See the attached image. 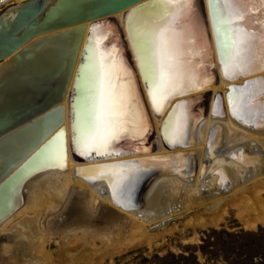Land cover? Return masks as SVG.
Listing matches in <instances>:
<instances>
[{"label": "bare ground", "instance_id": "bare-ground-1", "mask_svg": "<svg viewBox=\"0 0 264 264\" xmlns=\"http://www.w3.org/2000/svg\"><path fill=\"white\" fill-rule=\"evenodd\" d=\"M27 1L30 0H0V9L8 7L0 12V16L4 13L3 20H11ZM193 1L189 0L190 7L174 9L176 15L172 20L175 30L183 34L182 58L187 69L186 76L191 78V83L186 94H177L172 100L168 97L162 101V108L157 111L162 114L160 117L152 108L140 84V77L121 59L117 46L109 49L100 46L113 34L114 28L108 26L96 29L90 66L100 62L109 66L113 63L117 65L120 75L116 83L131 88L132 111L138 117L135 126L130 123L129 131L114 142L109 151L122 140L130 139L133 142L141 141V146L136 149L139 153L116 157L99 155L94 161L88 160L89 154L78 153L87 159L77 158V150L75 152L71 147L66 100L63 103L66 111L63 124L67 142L66 168H47L35 173L25 183L21 206L0 224V264H51L46 245L57 238L65 247L81 239L87 242L99 239L104 245L114 242L119 246L126 238L129 240L134 235L145 237L146 230H153L159 224L166 225L190 211L203 209L205 212L211 210L214 214L215 210L223 212L225 205L233 199L242 204L240 218L247 228L264 225V194H258L260 191L257 190V185H264V117L259 114L257 107L252 118L239 121L233 116L228 99L230 89H241L245 84L252 86L254 81H264V65L257 60L249 74L238 75L234 79L225 78L211 30L208 0L202 2L210 28L209 41L206 40L204 26L192 15ZM241 3L246 6L243 25L248 31L259 34L264 30V2L241 0ZM122 18L123 13H118L105 19L117 23L135 62ZM132 21L134 24L136 21L140 23V16L134 15ZM91 24H86L85 38ZM256 43L258 49L259 41ZM176 101H180V104L172 113L182 118L184 132L179 140L167 141L174 147L169 149L161 128ZM200 101L195 109V104ZM254 104H264V97L257 96ZM189 108H193L192 113H188ZM169 119L175 120V116ZM150 128L154 136L151 143L147 140ZM146 140L149 147L145 148ZM133 159H152L148 164L158 168L165 166L160 174L151 179L144 193L143 204L138 209L123 208L122 204L113 201L105 180L95 182L92 174L78 172L84 167L123 163ZM189 165L195 166L194 175L179 171ZM217 223L210 224L216 226ZM74 254L73 258L76 257Z\"/></svg>", "mask_w": 264, "mask_h": 264}, {"label": "water", "instance_id": "water-1", "mask_svg": "<svg viewBox=\"0 0 264 264\" xmlns=\"http://www.w3.org/2000/svg\"><path fill=\"white\" fill-rule=\"evenodd\" d=\"M181 1L179 0L180 3ZM146 3L148 0H30L23 4L11 20L4 21V13L0 16V64H3L0 67V224L21 206L22 189L35 173L53 167L66 168L67 142L63 126L66 120L63 103L66 100L71 147L76 152L74 139L78 138V133L74 132V125L81 103L83 77L92 60L93 36L97 28H114L113 34L100 46L104 49L117 46L121 59L133 68L137 77H140L139 82L142 83L153 108L149 95L150 83L144 77L136 44L134 28L139 22L134 24L132 21L134 15L139 16L138 12L133 13L132 10ZM192 4V15L204 26L206 40L209 41L210 28L204 4L202 0H194ZM209 4L210 0L208 16L221 63ZM118 13H123V24L135 62L132 61L127 41L117 23L105 19ZM101 19L105 20L99 21ZM89 22L92 24L85 38L86 24ZM82 45L84 46L81 50ZM9 58L11 59L7 63H3ZM176 96L178 95L169 99L172 100ZM178 102L180 101L172 105L164 118L163 127L170 114L178 108ZM200 103L201 101L196 103L194 108ZM191 110L193 108H189L188 113H192ZM154 111L157 117L162 115L155 109ZM147 134V140L151 143L154 137L151 128ZM147 140L144 143L145 148L149 147ZM164 142L167 148L174 149L166 139ZM117 144L110 152L119 155L103 156L116 157L139 153L136 149L142 143L124 139ZM57 150L60 157L49 158L48 153ZM76 155L80 160L88 158L89 161H94L98 158L96 153L89 154L87 158L79 156L78 151ZM149 160L152 161L133 159L123 163L104 164L134 166L131 183L122 193L118 191L115 199L109 185L111 173L100 175L88 172V169L94 167H84L78 169V172L92 174V180L95 182L105 180L113 201L122 204L123 208L138 209L143 204L144 193L151 179L165 169V166L158 168L148 164ZM194 168V165H189L179 171L192 176Z\"/></svg>", "mask_w": 264, "mask_h": 264}, {"label": "snow or ice", "instance_id": "snow-or-ice-1", "mask_svg": "<svg viewBox=\"0 0 264 264\" xmlns=\"http://www.w3.org/2000/svg\"><path fill=\"white\" fill-rule=\"evenodd\" d=\"M178 7H190L189 0H183L182 4L179 0H148V3L132 10L140 16V23L134 28L137 50L144 77L150 83L149 95L156 111L161 110L164 99L186 94L191 83L182 58L183 34L177 32L172 24L176 15L174 9ZM245 8L241 0H210L209 11L218 55L227 79L249 74L257 60L264 65V30L259 34L247 30L243 25ZM119 75L120 69L115 63L109 66L100 62L90 66L83 77L81 103L74 125V132L78 133L74 145L80 155L92 152L98 156L119 155L110 152V147L129 131L130 123L135 126L138 117L132 111V90L116 83ZM257 96L264 97V81H254L252 86L245 84L241 89H230L228 99L235 119L247 121L256 114L257 107L264 117V104H254ZM171 116H175V120L169 119L164 124L166 141L179 140L184 132L182 118L175 113ZM48 156L58 159L60 152H49ZM133 171L134 166L126 164L88 169L93 174L111 173L109 185L113 199L118 191L122 193L127 189L133 179Z\"/></svg>", "mask_w": 264, "mask_h": 264}, {"label": "rangeland", "instance_id": "rangeland-1", "mask_svg": "<svg viewBox=\"0 0 264 264\" xmlns=\"http://www.w3.org/2000/svg\"><path fill=\"white\" fill-rule=\"evenodd\" d=\"M257 190L263 195L264 185H257ZM232 201L225 211L215 210L216 215L211 210L190 211L166 225H156V230H146L145 237L134 235L125 243L122 239L124 245L81 239L65 247L55 237L46 252L51 264H264V225L247 228L240 218L242 204ZM217 221L216 226L210 224Z\"/></svg>", "mask_w": 264, "mask_h": 264}, {"label": "trees", "instance_id": "trees-1", "mask_svg": "<svg viewBox=\"0 0 264 264\" xmlns=\"http://www.w3.org/2000/svg\"><path fill=\"white\" fill-rule=\"evenodd\" d=\"M185 260H187V259H185ZM195 264V263H194Z\"/></svg>", "mask_w": 264, "mask_h": 264}]
</instances>
